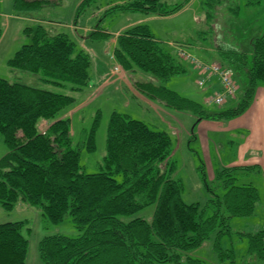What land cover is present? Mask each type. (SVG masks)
I'll list each match as a JSON object with an SVG mask.
<instances>
[{
	"label": "trees",
	"instance_id": "trees-1",
	"mask_svg": "<svg viewBox=\"0 0 264 264\" xmlns=\"http://www.w3.org/2000/svg\"><path fill=\"white\" fill-rule=\"evenodd\" d=\"M48 1L12 0V7L16 13H28ZM119 1L106 13L140 11L167 16L189 0L173 6L161 0ZM92 2L95 0H80L76 14ZM23 30L30 33L31 40L7 59L9 67L39 72L41 80L60 87L69 84L72 91L88 86L89 57L75 50L67 34L51 33L41 23ZM108 36L98 26L87 33L95 40ZM251 44L250 63L245 51L215 47L221 64L243 73L246 87L234 107L214 112L161 84L187 73V67L146 24L118 32L112 55L125 72L139 70L155 78L133 81L137 93L166 107L189 111L199 120H228L243 113L255 88L264 85V26ZM73 102L70 94L0 77V134L7 147L0 156L1 208L12 210L21 201L39 210L47 222L58 223L68 216L80 232L76 237L59 233L43 236L37 244L42 264H203L189 252L201 246L212 231H216L214 249L218 256L233 257V251L221 248L218 240L230 233L232 217H247L255 211L257 188L236 183L237 172L246 174L255 169L254 165L218 169L216 187L223 192L219 195L215 187L207 186L209 198L199 209L198 203H185L181 198V184L173 177L176 166L169 134L125 113L111 111L99 171L86 173L80 164L79 148L72 144L70 118L58 116ZM96 114L82 142L87 152L95 149ZM42 122L45 127L39 128ZM150 204H154L150 218L129 217ZM206 208L211 213L205 216ZM26 223H0V264H27ZM24 229L29 233V227ZM241 235L247 239V253L264 259V228Z\"/></svg>",
	"mask_w": 264,
	"mask_h": 264
},
{
	"label": "rangeland",
	"instance_id": "rangeland-1",
	"mask_svg": "<svg viewBox=\"0 0 264 264\" xmlns=\"http://www.w3.org/2000/svg\"><path fill=\"white\" fill-rule=\"evenodd\" d=\"M161 1L169 6L184 3V0ZM206 1L189 0L175 13L160 16L140 11L106 13L108 8L119 4V0H95L78 14L76 8L80 0H49L40 9L28 13H16L12 0H0V77L74 97V102L61 110L58 116L70 118L72 144L79 148L80 164L86 173L99 171L105 153V134L111 111L125 113L131 118L144 121L151 128L166 131L172 142V159L176 166L173 177L181 184V198L185 203H198L201 209L209 198L207 186L215 187L219 195L223 192L220 186L216 187L219 183L215 179L216 170L223 166L236 165L240 159L251 157L249 148L255 150L256 154H261L263 147L255 146L254 141H250L248 149L243 150L239 146L240 140H245L246 137L243 127H246L247 117H243L244 113L228 120H199L189 111L166 107L157 100L135 92L133 81L153 80V77L139 70L125 72L115 63L111 38L116 32L128 27L146 24L169 51V45L173 47L179 44L197 58L219 62L215 47L231 46L245 51L250 63L252 40L260 35L264 26V0L256 5L247 4V0H213L211 4ZM38 23L43 24L51 33L67 34L75 43V50H82L88 55V86L72 91L69 84L55 86L41 80L39 72L13 69L6 64L18 47L31 40L30 33L26 34L23 29L34 28ZM97 26L108 32L109 36L105 39H89L88 31ZM181 62L187 67V73L171 77L162 82V85L199 102L207 111H220L236 105L246 87L242 72L231 69L232 79L237 87L235 94L223 104L215 105L205 99L213 94L216 85L211 82L198 86L196 81L200 76L197 71L189 62ZM115 66L118 70L114 69ZM105 82L108 84L105 85ZM213 82L216 83V79ZM253 97L257 102H260L258 99H264L263 84L255 88ZM96 113L99 117L94 134L95 149L87 152L82 147V142ZM44 127L45 123L42 122L39 128ZM6 151L7 147L0 134V156ZM251 154L254 156L255 153ZM236 183H250L257 188L259 197L255 211L247 217H232L229 221L230 233L219 237L220 247L231 249L233 257L218 256L214 249L216 231H212L201 246L189 252L190 255L202 259L203 264L264 262L263 259L247 253V239L241 235V232L255 231L264 226V175L259 171L246 174L237 172ZM153 209L154 204H150L129 217L148 219ZM210 213V209L206 208L205 216ZM17 220L27 221L23 227V233L28 238L27 264H42L37 244L43 236L59 233L76 237L80 233L68 216L58 223H52L45 221L39 210L21 201L12 210H5L0 206V223ZM25 227H29V233L25 232Z\"/></svg>",
	"mask_w": 264,
	"mask_h": 264
},
{
	"label": "built area",
	"instance_id": "built-area-1",
	"mask_svg": "<svg viewBox=\"0 0 264 264\" xmlns=\"http://www.w3.org/2000/svg\"><path fill=\"white\" fill-rule=\"evenodd\" d=\"M173 48L174 55L181 61L185 60L192 64L194 69L199 74L200 77L196 81L198 86H204L205 84H210L211 82L216 85L217 88L214 89L211 96L205 99L206 102L221 105L227 98L235 94L237 87L232 79L233 74L231 69L218 61H205L197 58L193 56L187 48H184L179 44L173 45ZM114 69L118 70V67L115 66ZM214 79H216V83L213 82ZM262 264H264V262Z\"/></svg>",
	"mask_w": 264,
	"mask_h": 264
},
{
	"label": "crops",
	"instance_id": "crops-1",
	"mask_svg": "<svg viewBox=\"0 0 264 264\" xmlns=\"http://www.w3.org/2000/svg\"><path fill=\"white\" fill-rule=\"evenodd\" d=\"M116 34H118V32H116L111 38V42H112L113 46H114V40H115ZM168 42H171V41H168ZM168 42H167V44H168ZM174 42L180 43V41L179 42L174 41ZM169 47L171 48V51L174 52V48L171 47L170 45H169ZM111 72H112V70H111ZM150 80H152V79H150ZM105 83H106L105 85L108 84L107 82H105ZM258 100L260 102H257V100L253 97L250 105L243 112L244 113L243 117H245V116L247 117L246 127H243L244 131L246 132V137H245V140L244 139L240 140L239 146L242 147L243 150H245V149H248V147L250 146V141H254L253 144H255V146L257 145V147H259V148L263 147V152L261 154H256L255 150L249 148V155L251 157H249V158L245 157L243 159H240L239 161H237L238 163L236 165L234 164L231 166L254 165L255 169L251 170L250 172H258L259 171V172H262L264 175V99H258ZM251 153H255L254 156ZM263 228H264V226H263ZM255 264H257V263H255Z\"/></svg>",
	"mask_w": 264,
	"mask_h": 264
}]
</instances>
